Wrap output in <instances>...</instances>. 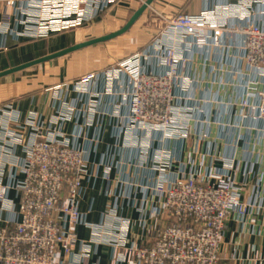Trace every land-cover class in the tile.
Instances as JSON below:
<instances>
[{"label": "built area", "instance_id": "2783aa9c", "mask_svg": "<svg viewBox=\"0 0 264 264\" xmlns=\"http://www.w3.org/2000/svg\"><path fill=\"white\" fill-rule=\"evenodd\" d=\"M0 2V35L15 32L12 24L16 22L23 26L17 35L40 38L92 22L119 0ZM238 2L234 9L228 8L245 23L233 30L205 12L163 18L167 25L158 43L120 63L106 78L105 92L89 90L95 80L92 73L83 77L78 86L80 102L86 103L85 94L93 109L84 126L79 122L85 113L83 109L77 112L74 103H61L62 110L49 122L37 114L24 121L18 115L5 120L4 113L0 114V222H4L0 225V264H77L76 256L87 264L93 246L99 245L111 249L112 264H220L229 219L234 216L243 223L254 208L261 207L256 200L245 201V185L236 176L243 161L250 166L249 174L262 161L259 156L253 161L249 149L251 143L254 147L264 144V25L253 19L264 0ZM236 34L243 39L238 56L230 55L231 47L224 41L225 35L236 38ZM221 49L228 50V68L217 60L211 81L219 89L232 85L237 97L227 101L194 98L193 90L206 76L199 79L191 73L193 56L202 58L210 51L216 56ZM225 72L244 76V81L229 84L222 76ZM121 80L113 92L115 82ZM254 84L263 88L258 90ZM115 92L121 102L112 116L121 119L115 128L122 144L94 165L90 146L79 142L88 141L85 132L94 121L97 96ZM123 106L126 115L121 112ZM214 110L217 115L210 118ZM68 122H75L69 134L64 130ZM214 124L216 137L210 134ZM198 132L206 149L198 151L197 160L186 161L178 143L183 145ZM220 142L235 153H219ZM239 147L248 153L243 160L236 158ZM127 150L134 157L121 163L118 157H124ZM119 163L135 168L141 181L120 176L116 181L120 190L116 186L106 192L113 202L101 222H90L80 208L84 182L99 178L101 169L103 178L111 182ZM7 168L11 178L5 183ZM11 191L19 199L17 210ZM125 206L140 213L141 242L128 241L131 222L119 213ZM79 225L91 230V239L78 236ZM77 247L82 249L79 255Z\"/></svg>", "mask_w": 264, "mask_h": 264}, {"label": "crops", "instance_id": "0c3cea01", "mask_svg": "<svg viewBox=\"0 0 264 264\" xmlns=\"http://www.w3.org/2000/svg\"><path fill=\"white\" fill-rule=\"evenodd\" d=\"M238 3V0H119L111 6L108 13L103 16L99 15L86 25L75 30H64L40 38L17 35V32L23 31V26L13 22L12 28L15 32L0 35V46H2L0 49V114L4 113L5 120H10L13 115H18L22 121L30 118L33 114H37L49 122L59 114L58 111L62 110L61 103H71L76 97L75 93L70 92L73 86L69 87L67 84L64 86L63 83L89 72H97L99 76L98 80L90 83L89 90L91 92H105L106 79L102 76L101 70L107 69L111 65L110 58L122 57L123 55L128 57L134 53L133 43H130L128 50L120 51L122 56L118 54V51L115 52L116 45L126 42L129 39V34H133L134 30H137L148 19L149 13L154 12L161 18H165L181 12L192 15L205 12L210 16L215 15L216 18L224 20L228 24V28L233 30L245 23L240 14L229 10V8L234 9V4L238 5ZM2 9L3 3L0 2V19ZM256 9L257 14L253 19L255 22L264 25V14L260 12L264 10V6L258 5ZM225 38V43L231 47L230 55L236 54L238 56L242 46V37L236 34V38H227L225 35L224 41ZM131 40L133 41L132 38ZM112 41H114L115 48L109 49L108 44ZM149 41V39L146 40L135 50L147 51L150 48L147 46ZM103 47H107V50L101 49ZM227 51V49H221L216 56H214L213 51L206 52L202 58L197 54L193 56L194 62L191 73L199 79L203 75L206 76L204 82L199 83V87L193 90L191 95L194 98H208L210 96L217 100L220 98L227 101L237 97V90L232 85L219 89V84L211 81L214 78V67L218 65L216 64L217 60H223L224 69L228 68L225 62L227 61ZM123 52L124 54H122ZM205 59H207L206 62ZM88 60L91 61L90 64ZM74 62H82V64L84 62L80 68L77 66L78 72L76 74L74 71L77 69L74 70V65H72ZM227 70L230 71L231 69ZM242 72L249 73L244 69ZM222 76L227 78L229 84L244 81V76L238 74L225 72ZM122 82L124 80L115 82L113 92L118 91ZM254 88L261 90L263 85L254 84ZM96 100L94 121L90 127L86 128L85 132L88 141L80 139L79 142L81 146H90V160L94 165L98 164L109 152L112 154L117 145L122 144V140L116 136L115 128L116 124L121 123V119L112 116L115 108H117L116 104L121 102V96L116 92L115 95L103 93ZM85 102L84 105L79 106L86 114L88 98ZM121 112L124 115L127 114L126 106L122 107ZM215 115H217L215 110L211 111L210 118H214ZM74 123L68 122L66 124L64 130L68 134L72 133ZM79 123L82 126L85 125L86 116L84 114ZM2 131L0 124V139L2 138ZM210 134L212 137L217 136L218 128L215 124L212 126ZM254 137L255 135H253ZM96 139L99 142H96ZM202 141L203 139L200 138L198 132L193 135V139L184 142L183 145L180 144L181 142L178 143V148H183V159L186 161L191 158L197 160L198 151L201 148L202 150L206 149ZM249 151L253 161L257 156L262 161L260 164H254L253 172L250 174L248 173L250 166L247 165L246 161H243L236 177L241 184L245 185L243 192L245 201L256 200V203L261 207L254 208L245 217L243 223L237 221L234 216L229 219L222 240L220 264H260L262 262L264 264V144H258L254 147L251 143ZM219 153L230 156L235 152L226 150V146L220 142ZM17 154L23 155L22 148L17 150ZM133 155L127 150L124 157L119 156L118 160L123 159L121 163L127 162L129 158L134 157ZM246 157H248V153L239 147L236 158L243 160ZM121 163L113 170L111 182L103 178L102 169L99 178H92L84 182L80 208L82 212L88 214L87 218L90 222H101L103 214L107 212L108 207L113 202V199L106 192L109 188L116 189V181L120 176L141 181L135 168H128L126 164ZM10 178V169L7 168L4 182H9ZM117 189L120 190L119 186ZM137 193L140 204L142 193L140 191ZM10 198L16 204L17 210L19 199L15 191H11ZM119 213L129 218L131 222L128 241L141 242L143 229L140 223V213L130 206L121 208ZM3 218H7L5 213H3ZM3 224L4 222H0V225ZM76 232L81 239L88 240L92 237L91 230L83 225H79ZM80 251L82 249L79 247L75 250L78 255ZM75 259L78 261L77 264H84L79 256H76ZM87 264H112L111 249L105 245L93 246V252L89 256Z\"/></svg>", "mask_w": 264, "mask_h": 264}, {"label": "rangeland", "instance_id": "374dc122", "mask_svg": "<svg viewBox=\"0 0 264 264\" xmlns=\"http://www.w3.org/2000/svg\"><path fill=\"white\" fill-rule=\"evenodd\" d=\"M109 10H107L105 13H102L101 16H103L106 13H108ZM165 18H168V17H165ZM162 21H164V19L161 18L160 16H158L157 14H155L154 12L149 13L148 19L142 24V26H139L137 30H134L133 34L132 33L129 34V37H128L129 39L126 42H122V43L116 45L117 47L115 49V52L118 51V54L120 55V51L128 50L130 48V43H133L134 44L133 45V49H134V53L133 54L140 53V50H135V49H137V46H139L140 44H142L143 42H145L148 39L150 41L147 44V46H150V48H153L154 45L158 43V41H159V39L161 37L162 28L166 29L167 23L162 22ZM75 29L76 28L71 29V30H75ZM132 35H133V37H131ZM131 38L133 39V41L131 40ZM113 42L114 41H112L111 43L108 44L109 47H110V48L108 47L109 49H111L113 47L115 48V46L113 45L114 44ZM101 49H103V50L106 49L107 50V47H103ZM122 54H124V52ZM120 56H122V55H120ZM124 56L125 55L122 56L123 58L119 57V56H117L116 58H110L109 57L110 58L109 61L111 62V65L107 69L101 70V74H102V76L105 79L109 78L111 75L110 76H108V75L112 74L113 70H115L116 68H119V64L123 63L126 60L127 57H124ZM88 62H89V60H88ZM90 62H89V64H90ZM72 65H74L73 69L76 70L77 66H79V68H80V66L84 65V62H83V64H82V62H79V63L74 62V63H72ZM77 72H78V69L76 71H74V74H76ZM91 73L95 76V80H98L99 76H98L97 72H89V73H87L85 75L76 77V78H74V79H72V80H70V81H68L66 83H63L64 86L66 84L69 87L73 86L72 90L70 89L71 90L70 92L76 94V97L73 100V102H74V105L76 104L75 108H76L77 112L82 110V108L79 106V105H82V103L80 102V99L82 98L81 97L82 96V93H81L82 89L81 88L79 89L78 86L83 84L82 83L83 77H87V76H89V74L91 75ZM85 90L87 91V87H85ZM94 93H98V92H94ZM105 94H107V93H105ZM86 97L87 96H85V94H84L83 98L86 99ZM58 99H60V96H58ZM73 102H71V103L73 104ZM92 110L93 109H91V107L88 105V108H86V111H85L86 114H84V115L87 117L88 111L92 112ZM41 120L43 121V119H41Z\"/></svg>", "mask_w": 264, "mask_h": 264}]
</instances>
